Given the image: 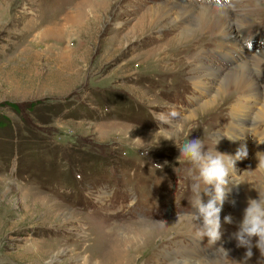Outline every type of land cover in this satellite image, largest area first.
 <instances>
[{
  "label": "rangeland",
  "instance_id": "374dc122",
  "mask_svg": "<svg viewBox=\"0 0 264 264\" xmlns=\"http://www.w3.org/2000/svg\"><path fill=\"white\" fill-rule=\"evenodd\" d=\"M168 1L192 10L195 41L204 40L208 55L195 44L197 54L166 58L155 65L157 73L142 71L134 58L179 35L182 27L161 20L148 33L126 35L146 8ZM233 2L0 0V264H106L105 246L139 223L198 211L191 191L196 172L179 162L177 144L200 139L205 151L220 152L216 141L225 138L233 105L249 110L256 103L264 118V92L250 102L245 83L223 88L212 76L203 81L213 90L208 95L191 83L200 63L229 75L257 57L261 61L251 74L264 91V0H243L251 10L234 37L244 41L227 52L213 15L201 17ZM129 62L134 66L119 73ZM214 98L221 100L214 111H200ZM222 111L219 120L213 112ZM256 125L244 140L248 155L233 173L248 200L259 198L252 185H264V170H256L257 153L264 152V119ZM206 187L201 184L202 191ZM233 197L224 202L221 218L232 216ZM201 198L204 204L210 200L203 192ZM189 227L144 235L125 262L173 264L186 260L188 250L209 254L218 248L198 231L193 233L201 243L191 248ZM223 248L227 255L220 251L211 264H249L237 258L236 248Z\"/></svg>",
  "mask_w": 264,
  "mask_h": 264
},
{
  "label": "bare ground",
  "instance_id": "6f19581e",
  "mask_svg": "<svg viewBox=\"0 0 264 264\" xmlns=\"http://www.w3.org/2000/svg\"><path fill=\"white\" fill-rule=\"evenodd\" d=\"M242 2L243 0H234V2L231 3L229 6L223 7V8L218 7L216 11H213L214 9L206 13H204L205 11H202V15H201L202 18H207L208 16L209 18H211L213 15V18H212L213 21L216 24H218L221 30V35H223V37L225 38V40L221 43V46L223 49L226 50V52L227 50H229V47L231 46L236 47L235 45L236 43L244 41V38H241V37L239 38L238 36L236 38L234 37V32L241 30L243 26L246 25L244 19L246 16H248L247 11L251 10V9L249 10L245 8ZM255 2H257L258 4V0H255ZM207 13H209V15H206ZM174 14H177L176 18H172ZM193 17L194 15L191 9L183 7L180 3L169 2V1L163 2L161 4L149 6L143 11V14L139 17L140 20L138 24L135 25L129 33H127L126 37H130V36L138 37L139 35L145 34L146 32L148 33L149 30L151 31V29L159 27L160 25L159 22H161V20H165V21L169 20L172 22V24L175 27L181 26L182 30L179 35H176L175 37L171 38V40L165 41L162 44L154 46L152 49L144 51L134 58L140 61L139 64L143 66L142 71L152 70L154 72L155 69L160 68L159 66H155V65H161L163 64L162 61L166 60V58L169 59L170 57L175 56V55L182 56V58L188 56L189 54L195 55L197 54V52H195V50L193 52V49L196 48V45H198V47L200 48V54L202 53L203 55L205 54L208 55V51L204 44V40L202 39L201 41L200 40L195 41V39L197 38L198 32L197 30H195L194 24L191 21ZM185 23H187V25L183 26V24ZM117 35L120 37L121 34L120 35L117 34ZM156 56L158 58L155 59ZM255 59L257 61L252 60L251 62H246L244 64L239 65L238 68L236 69L232 68L233 70L229 72V75L223 74L222 73L223 71L221 72L218 69L211 68L208 64L200 63V66L197 72L195 71L192 72L193 75L195 74L196 75L193 76L194 78L193 80H191L192 81L191 83L193 86H195V88H198L202 93L204 94L206 93L207 95L212 93L213 90H211L210 86L209 87L206 86V84L203 81L212 76L215 79L220 80L223 88L227 87V85L230 86L233 84V85L241 86L243 83H245L247 84L246 92H248L247 94L249 95L247 98L251 99L249 100L250 102H253L255 98H258V96H260V93L264 92L262 91L261 87L256 85V82L252 76L253 74H251L255 70L253 66H255V64H257L259 61H261L257 57H255ZM132 66H134V63L132 62L131 63L129 62L128 64H123L119 68L118 72L121 73V72L130 70ZM154 73H157V72H154ZM218 101L219 102L221 101L220 98H214V99L205 101V103L201 104L200 111L201 110L205 111V110L213 108L217 104H220L218 103ZM251 104L252 105L250 106L249 110H246V107L245 108L240 107V105L239 106L233 105L230 110L227 109L229 113V114L226 113L229 119V121L227 122L228 123L227 133L225 134V138H222V137L218 138L219 148L223 150V152L222 150H219L220 153H224V154L235 157L237 150L243 147L244 140L247 137V133H251L252 130H255L256 128L255 125L258 123L259 119L261 118L259 115H257L258 108L257 106H255L256 103L255 104L251 103ZM212 111H214V109ZM196 112L197 111L195 110L187 118L188 119L195 118ZM213 113L215 114L214 116L217 117L219 120H221L222 117L225 116L224 111H222L221 114L220 113L217 114L215 112ZM228 137H230L231 139H229ZM242 161H243L242 159L236 161L235 172H232V176L230 175L229 177L228 188L231 189V192L227 195V197L233 195L234 197L231 199V201L232 203L233 201H235V203L232 204L233 205L232 213H230L232 214L233 223L231 224L233 225L225 223L224 218H221V233H222L221 239L217 241L215 244V243L210 242L208 238L206 237L211 247L212 246H214L215 248L218 247L217 248L218 250L215 249L214 252L212 250V252H210L209 254H205L201 249H195L194 251L188 250L189 252H187L185 256L186 260H175L173 264H211L217 260V258H215L214 256H217L220 253V251L223 250L220 247H223L224 244H229L230 246L236 248V250L238 251L237 258L240 259L242 262L245 261V263H249V264H261V262H263L262 258L259 256L260 250L257 247H255L256 238H253V241H252L253 255L251 258H247L246 257L247 248L239 247L237 240L233 237V234L238 231L239 224L243 220L244 210L246 209L245 204L248 202V198L244 196L246 195V193L243 195L244 191L242 192L241 190L242 185L240 183V180L238 181L233 175V173H237L238 165L241 164ZM232 179L235 180V182L240 183L239 184L240 189L233 185ZM254 192H256V194H259V191L256 189H254ZM227 197L225 199V202L227 199H229ZM186 226L191 227V228L189 227L191 230L190 231L191 240L189 241V243H190L191 248L194 249L196 248V245H199L201 243L198 239L199 237H197L198 235H195V234L199 232V228H203L204 226L202 217L193 221L183 216V217L175 218V219H172L166 222H158V223H153V224L150 223L149 225H148V222H145V223L141 222V224L139 223L136 228H133L131 230V233L125 234L121 236V238L119 237L118 239H116L114 246L112 245V243L107 244L105 246L104 252L106 253V256H107L106 259H109L106 264H109L110 262L111 264H115V263L116 264H127V262H125L126 258L129 259L128 263H130L131 262V252L134 250V248H136L135 245H138V243L141 241L144 235H150V236L161 235L169 229H175L179 232V227L185 228ZM193 231H198V232L193 233ZM228 234H230L229 237H228ZM127 246H130L131 250ZM142 251H143V248L142 249L140 248L136 252L141 253ZM97 255L98 254H95L94 256H92V260L95 261L96 258H98ZM170 255L173 256L172 254Z\"/></svg>",
  "mask_w": 264,
  "mask_h": 264
},
{
  "label": "clouds",
  "instance_id": "9594fccd",
  "mask_svg": "<svg viewBox=\"0 0 264 264\" xmlns=\"http://www.w3.org/2000/svg\"><path fill=\"white\" fill-rule=\"evenodd\" d=\"M247 47L251 49L252 44ZM175 115L176 113L173 112L172 116ZM158 118L162 122H167L166 118L163 116ZM177 127H179V125H177ZM161 136L168 140L175 137L171 134H162L159 137ZM158 138L156 140H158ZM228 138L231 139L230 137ZM218 142L219 139L216 141V144ZM177 146L180 151L178 157L179 162L191 164L194 166L196 172L192 177L193 183L191 184V191L198 197V201L194 205V209L198 211L185 213L184 216L193 221L202 217L204 226L203 228H199V235L206 236L210 242L216 244L222 236L220 217L222 206L227 195L231 192V189L228 188L229 177L230 175L232 176V172H235L236 161L247 157V148L245 146L238 149L235 157H233L216 150L205 151L203 140L200 139H187L182 145L177 144ZM257 157L259 159V164L256 170H264V152H258ZM232 183L235 187H238L240 184L233 179ZM201 184L207 186L203 191L201 190ZM253 186L259 191V198H250L248 200V207L244 210L243 220L239 224L238 231L233 234V237L238 242V246L247 248V258H251L253 255V238H257L255 247L260 250L261 256L264 257V185ZM202 192L210 197L207 204L202 202ZM234 203L235 201H233V204ZM224 221L225 223L231 224L233 223V218L229 215L224 217ZM220 248H222L227 255L226 250L223 247Z\"/></svg>",
  "mask_w": 264,
  "mask_h": 264
}]
</instances>
